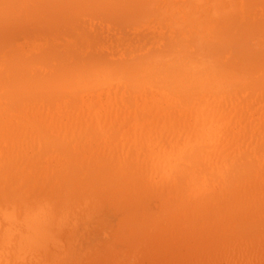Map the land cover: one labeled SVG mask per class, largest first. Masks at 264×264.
Wrapping results in <instances>:
<instances>
[{
	"label": "bare ground",
	"instance_id": "1",
	"mask_svg": "<svg viewBox=\"0 0 264 264\" xmlns=\"http://www.w3.org/2000/svg\"><path fill=\"white\" fill-rule=\"evenodd\" d=\"M160 1L0 0L3 264L18 263L38 243L43 248V241L47 243L52 234L45 232L41 238L38 228L47 217L70 214L66 212L77 204L70 196L75 187L85 192V197L78 196L84 199L80 201L108 198L118 205L132 197L131 190L146 191L148 181L131 176L146 164L164 175L165 181L153 183L148 190L158 195L164 210L159 215L169 223H160L157 214L159 223L139 225L138 210L134 209L138 205L128 201L130 224L122 230L128 231L126 239L121 235L120 239L126 247L131 246L129 254L134 253V258L146 247H142L143 241L148 245L154 233L161 234L166 245L171 246L173 241L168 250L187 244L182 258L186 263L193 258L209 260L220 252L225 253L223 257L219 254L221 262H225L232 255L228 254L234 248L228 247L231 243L236 246L244 242L234 248L235 258L258 238L262 242L259 246H264V149L258 150L264 148V122L259 120L263 126L255 122L264 114V0H175V13L167 19L168 12L164 10L170 6ZM156 12L160 13L150 18ZM92 19L103 25L101 29L108 31L107 37H118L112 51L102 41V32L85 29ZM153 23L158 27L153 36L130 38L131 29L137 32ZM88 32L96 37H90ZM26 42L28 47L23 46ZM255 100L259 112L251 115L249 108ZM229 104L233 110L228 114ZM219 109L223 112L217 121L212 114L217 116ZM194 115L196 121L186 123ZM202 115L207 119L198 122ZM205 123H210L211 128ZM29 129L34 139L44 144L37 148H43L41 156L45 152L55 154L71 165L60 171V190L50 203L38 190L28 187L31 181L24 182L22 177V173L26 174L22 168L32 162H28L30 155L25 161L26 146L24 152L17 149L25 145ZM121 141L137 154L153 144L159 150L144 162L123 164L120 153L108 154L113 143ZM99 153L97 165H90L87 157ZM91 211L90 215L96 213ZM82 219H86L84 215ZM154 219L151 220L155 222ZM61 224L59 220L57 226ZM229 232L235 243H229ZM111 243L112 247L115 242ZM48 245L45 247L49 251ZM64 245L60 248L67 244ZM111 247L109 254L115 257L120 251L113 252ZM78 248L82 252V246ZM62 249L59 251L64 252ZM53 252L55 255L54 249ZM89 252L87 255L92 253ZM35 254L40 258L38 253H32ZM118 254L116 257L122 256ZM26 259L23 264L30 261Z\"/></svg>",
	"mask_w": 264,
	"mask_h": 264
},
{
	"label": "rangeland",
	"instance_id": "2",
	"mask_svg": "<svg viewBox=\"0 0 264 264\" xmlns=\"http://www.w3.org/2000/svg\"><path fill=\"white\" fill-rule=\"evenodd\" d=\"M165 2H167V4L170 6V9L164 10V11L168 12L167 15H166V19H167L168 15H170V14L172 15V14L175 13V9H176L175 4H176V2H175V0L174 1H169V0H161L160 1V3H163L161 5H164ZM170 10H171V12H170ZM160 12H156L150 18L156 17ZM102 27H103L102 24H100L98 21L92 19V20H88V22L86 23L85 29L91 30V31H89L91 33H100V32H102L103 33L102 41L104 43H107L108 45H106V47L112 51L114 49V47L111 48V46H114V42H117L119 39H118V37H107L106 34L108 33V31L101 29ZM157 28H158L157 25L155 23H153V24L144 26V27H142L140 29H137V32H135L134 29H131L132 32H130V38L132 36L134 38L140 37L139 39H141L143 37L153 36V34H156L157 33ZM91 33H89L90 37H96L95 35H93ZM140 35H145V36H142L141 37ZM119 37H121V36H119ZM28 43L29 42H26L25 43L26 45H23V46L24 47H28ZM111 43H113V44L112 45H109ZM25 49H27V48H25ZM106 54L112 55L111 52H109V53L106 52ZM108 57H111V56H108ZM116 57H118V56H116ZM84 98H85L84 100H87V97L86 96ZM100 99L102 100L103 103L106 101V99L105 100L102 99V98H100ZM125 99H127V98H125ZM257 103H258L257 101L254 102V104L249 108V113L251 115L253 113L259 112V108H258ZM230 106L231 105L229 104L228 105V114L230 113L231 109L233 110V108H231ZM224 109H226V108H224ZM114 111H116V110L114 109ZM222 112H223V110L222 109H219L217 111V116H216V113L212 114L211 112H210V115L212 114L213 115L212 117H214V119L218 121L220 119V116H221L220 114ZM194 117H195V115L192 118H190L188 121H186V123L191 124L194 121H196V118H194ZM206 119L207 118L205 116H203V115L202 116H199L198 122H199V120L205 121ZM260 119L264 122V114H261L260 116H258L256 121L254 120L257 124H260V125L263 126V124L259 121ZM258 122H260V123H258ZM205 124L207 125V128L208 129L211 128V124L210 123H205ZM27 134H28V136H26ZM163 135H166V134H162L161 133V136H163ZM261 135H262V137H264V132ZM25 137L27 139L29 137L28 142H27V139L26 138L24 139L26 141L25 145L23 144V145H21L18 148L19 145L16 144V142L14 143L15 145H17V148H18L17 151L18 150L19 151L21 150L22 152H24L23 150H25V146L27 147L26 150H25V152H26L25 161L27 159H29V158H27V155H30V159H29L28 162L29 163L32 162L31 164L28 165V167L25 166L26 168L25 167L22 168L23 171H26V174L27 173L29 174L30 171H32V172L29 174V176L27 175L28 177L26 176V174L24 172V174L22 173V177L24 178V182L31 181V183H30V185H28V187H31L33 190L35 188L34 191H37L38 190V194L42 198H44V201L47 202V203H50L51 201H54L53 199L55 198V196H57L58 190H60V189H57L58 186H59L58 184L61 181V180L59 181V179H60V171L63 170V169H65V168H67V167H70L71 165L69 163H67L64 158L59 157L58 155H55V154H51V153H47L46 154V152H45L41 156V153H39V152H42L43 151V148H41L42 151L39 150L40 148L39 149H37V148L39 146L44 147V144L36 141L37 139H34V132L33 131H31V130L28 131L27 130L26 133H25ZM155 137H156V135H155ZM29 141H30V143H29ZM258 142H260V141L258 140ZM36 143H39V144L36 146ZM158 143H160V142H158ZM19 144H21V143H19ZM121 146H125V147H122L124 149H120ZM260 149H264V148H258V150H260ZM158 150L159 149L156 147V145L153 144L152 146L149 147V149H144V152H141V150H140L139 152L141 154H139V153L137 154L132 149H130V151H129V149L127 148L126 144L123 141H121V142H114L113 145H112V147H111V152L110 153L107 152V153L109 155H113L114 154L113 152H118L122 156L121 157V162L123 164H130V163H135L137 161L144 162L146 159H148V157L150 155H152V154L154 155L155 153H157ZM27 153H29V154H27ZM19 154H20V152H19ZM21 156H22V153H21ZM33 156H35V157H33ZM98 156H101V153L96 154V155H89L86 160H87V162L90 165L96 166L97 163H98ZM92 159H93V162H92ZM94 159L96 160V162L94 161ZM242 162H244V161H242ZM25 165H27V163ZM35 165H37V166H35ZM57 166H58V168H57ZM24 169H26V170H24ZM29 169H31V170H29ZM206 173H211V171H208ZM131 176H133V177H135L137 179H140V181H148V183H149L148 189H150V190L153 187L152 185L157 184V183L160 184V182H161L160 180L163 179V177H164V175H162V172L161 171L158 174L155 173L154 170H152V168L149 167L148 164L143 165L142 167H140ZM36 177L38 179H36ZM42 178H44V179H42ZM128 178H131V177H128ZM27 179H30V180H27ZM48 179H49V181H48ZM35 180L38 181V184L40 183L39 186H37L38 184L35 182ZM46 180H47L48 183L46 182ZM35 186L37 187V189H36ZM147 190L144 191V192H142V190L140 188H137V191H134V192L131 190L130 191L131 192L130 195L132 197H129L130 199L127 200V202L130 201V202L136 203L138 205V208H134V209L138 210L137 211V214H136L138 216L137 222H138L139 225H142V226L147 225V224H152V223H153V225H155V223H159L157 221V219L159 220V217H161L162 219H164L162 216L159 215L164 210H163V206L161 204V201L158 199L159 198L158 195L157 194H154V191L152 192V191L148 190L150 192L149 193V192H147ZM157 191L158 192H161V190H157ZM70 196H71L72 201H74V202L76 201L77 202V204H73L72 208H70V210H68L66 212V214L67 213L68 214L70 213V214L67 215V216L65 214H63L64 217L62 215H60V216L59 215H55V218H54V216L47 217L46 220L48 222L46 221V223H44V224L49 223L51 225L47 224V225L43 226L44 224H42V227H45V229H42V227H40V229L38 228V231H40V234H41L40 235L41 238L47 232H51L50 234H52V235H50V236L48 235L49 237H47V238L48 239L50 238L49 239L50 241L48 240L49 242L47 241V243L44 240L45 236L42 239V240L45 241V244H44V241H43V245H44L43 248L44 249L41 248V247H39V246H42L41 245L42 243L40 245H38L39 243L36 244L35 247H34V249H33V252L34 253H38V255L40 256L41 259L36 254L33 256L32 255L33 252L30 253V255H32V256H30V255H27V257L25 256L26 258L30 259V261H28V264H29V262H32L30 264H36V263L39 262L37 260H41L38 264H103L102 260L105 261L104 264H114L115 261H116L115 264H131V263L132 264L133 263L136 264L137 263L136 260L139 261L138 264H141V263L142 264H151V263L152 264H162V262L164 264H185L186 263L185 261L182 260V258L185 255L184 253H186V251H187V248H186L187 247V244H185L184 247L183 246L182 247L175 246L174 248H171V250L173 251L172 252L171 250H168V249H170V247H172L173 241H170L172 243L171 246H169L170 244L169 245H166L162 241V235L161 234H157V233H154V234H152L150 236V237H152V239L149 238V240H151V241L148 243V245H147L146 242H145L146 245L144 244V241L145 240L143 241V244H141L142 247H145L146 246L147 249H145L146 247L145 248H142L140 246L138 247L139 249L142 248L140 251H142L143 253L140 252V251H138V248L135 249V250H137L140 253L139 254L137 252V254H138L137 259L134 258V256H136V255H133L134 253L133 254H129V253H131V251L129 250V249H131V248H129L130 245L128 246V244L126 243L127 244V247H126L125 242L122 243V241L120 239V235H121V238L122 239L123 238L126 239L125 236L127 235V232L128 231L125 230V231H127V232H125V231H122V230L125 229V227H126L127 224H130V223L127 222L128 221V218L127 217H129V215H130V213L127 212V202L126 203L117 202V203H119V205H118V204H116V202H114V200L112 202L110 200V202H109V199L108 198H106L105 200L104 199H101V200H97L96 199L97 202L94 199V201L93 200L92 201L96 205L94 203H92V201L91 202L90 201H87L86 202V203H88L89 207H91L89 209L88 205L85 202L80 201V199L81 200H84V199H83V197L82 198H79V197H81V196H84L85 197V192L82 189H79V187L78 188L75 187V189L70 194ZM191 198H192V196H191ZM154 200H156V201L154 202ZM157 201L159 202V204H157L158 203ZM100 202H101V204H100ZM138 202H140V204H138ZM83 203H84V206L86 204V206L88 208L86 206L83 207ZM113 203H114V205H113ZM151 203H152L153 206H151ZM98 204H99V206L97 207ZM109 204L111 205V207H110ZM100 205H102V206L100 207ZM76 206H77V208H76ZM154 206L155 207L157 206V208H159V209H157V208H154L153 209ZM84 208L86 209V211H85ZM75 209L78 210V212H76ZM81 209H83L84 211L81 210ZM91 209L93 211L96 210L95 211L96 213H91V215H90L89 213L92 212ZM88 210H90V211L88 212ZM102 210L104 212H102ZM153 212L156 213V214H154ZM75 213H76V215H75ZM82 214L84 215V217L86 219H82L83 218V215ZM93 214H95V216ZM149 214H151L152 217ZM157 214H158L159 217L157 216ZM88 215H89V217H88ZM96 215H97V217H96ZM76 216L78 217V219L75 218ZM68 217L69 218L72 217L73 219H69ZM122 218H124V219L123 220H120ZM161 218L159 220L160 223H163L164 225L167 224V223H169V221H168L169 219L165 218L164 220L167 219L165 221L166 222L165 223V222H163L164 220L161 221L162 220ZM68 219H69V221H68ZM151 219L152 220L154 219L155 222L152 221ZM57 220H58V222L60 220V223H62L64 226L62 224L59 225V226H62V227L57 226L58 225V222H56ZM66 220H67V223L70 222L71 224L70 223H68V224L71 225V226H73V227H71V226L70 227H67L69 225L66 222H65L66 225L62 222V221H66ZM73 223L76 225V227H75V225ZM173 223H174V220H171L170 221V225H173ZM45 230H47V231H45ZM42 232H43V234H42ZM63 232H64V234H63ZM67 233H68V235H67ZM228 234H229L228 235L229 243H231L232 241L235 243V241H234V235H232L233 233H230L229 232ZM157 237H159V238L161 237V238L159 239ZM169 238L170 237H168L167 239L170 240L171 238L170 239ZM62 239H64L66 243H64V240H62ZM53 240H55V241H53ZM115 240H118L120 245H118V243H117L118 241L116 242ZM260 240L261 239L258 238L257 239V242L255 241L258 244L256 247H254V244H256L255 242L253 244L248 245L247 248L244 249L243 252L241 251L242 253L240 252V255H237L236 258H235L234 254H233L234 248H237L238 247L237 245H242L244 242L241 241V242L235 243L236 246L233 243L229 244L228 245L229 248H231V245H233L234 248L233 249L232 248L230 249V250H232L231 252L228 251V254L229 255L232 254V255L230 257H227L228 260H226L225 262L224 261L221 262L222 260L219 257L220 255L222 256L223 254L225 256V253L222 254L220 252L218 254H215L213 256V258H210L209 260L208 259L207 260L204 259L205 257L201 258V260H199V259L196 260V259L193 258L191 261L187 262L186 264H208V263L209 264H212V263L213 264H220V263L221 264H264V246H262V245L259 246L262 243ZM57 241H59V242H57ZM60 241L61 242L63 241L62 242L63 243L62 245H61ZM123 241H126V240H123ZM262 241H264V238H262ZM50 242L53 243L52 246H51V243ZM54 242H57V243L55 244ZM113 242H115L114 243L115 249L113 247L114 245L112 247H111V245H109V243L113 244ZM46 244H49L50 245V248L52 247L51 249L49 248V251L46 250L48 248V247H45ZM64 244H67L66 247L65 248L62 247L63 249L60 248V246H65ZM55 245L56 246H59L60 249L58 247H55ZM116 245H118V246H116ZM76 246H77V248L78 247L81 248V246H82L81 249L78 248L82 252H79L78 250H76ZM101 246L104 247L105 248V251H107V252H103L104 250H102V249H104V248H101ZM106 246L108 248L111 247L114 250L113 252H115V250H117L116 253L118 251H120V252H118L120 254H118V253L117 254H118V256L119 255H122V256L116 257L117 254H115V257H112V252H111V256H110L109 251H108V248ZM85 247L86 248L89 247V248L84 249ZM96 247H98V248H96ZM148 247H150V249ZM156 247H157V249H156ZM177 247L178 248L180 247V249H181L180 251H182L181 253L178 251V248ZM39 248L41 249V252H40ZM99 248H101V249H99ZM176 248H177V250H176ZM53 249L56 251L55 255H53V253H54L53 252ZM61 249L62 250H65V251L64 252L63 251H59ZM92 250L93 251L95 250V251L93 252ZM57 251H59V253L61 255H63V256H61L59 254V257H57L58 256V255H56V254H58ZM84 251H88V252L90 251L92 253L89 252L90 254L87 255L88 252L86 254ZM110 251H112V250H110ZM160 251H161V253H160ZM250 251L252 253H249ZM167 252H169V254ZM81 253H83V254H81ZM84 253H85V255H84ZM94 253H97L96 256H95ZM99 253L101 255L105 256V257L101 256ZM107 253L109 254L108 256H106ZM164 253H166V254L163 256ZM172 253H174V254H172ZM178 253H180V256H178ZM129 255H131V256H129ZM158 255L160 256L159 257L160 260L158 259ZM0 256H1V254H0ZM176 256H178L177 257V260H176ZM151 257L154 258V260L151 259ZM155 257H157L158 260L155 259ZM168 257L171 260H168L169 259ZM26 258L21 257L22 260H25ZM111 258H113V261H111ZM28 259H26V260H28ZM83 259H85V260H83ZM225 259H226V257H225ZM22 260L19 261L16 264H23L24 262ZM86 260H88V261H86ZM133 260H135V262H132ZM149 260H151L153 262H151ZM83 261H85V262H83ZM181 261H182V263H180ZM0 263L3 264L2 257H0ZM26 264H27V261H26Z\"/></svg>",
	"mask_w": 264,
	"mask_h": 264
}]
</instances>
